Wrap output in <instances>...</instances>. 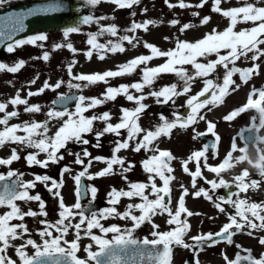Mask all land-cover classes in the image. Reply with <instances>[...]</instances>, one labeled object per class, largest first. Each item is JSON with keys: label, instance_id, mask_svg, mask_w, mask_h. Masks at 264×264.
Masks as SVG:
<instances>
[{"label": "snow or ice", "instance_id": "1", "mask_svg": "<svg viewBox=\"0 0 264 264\" xmlns=\"http://www.w3.org/2000/svg\"><path fill=\"white\" fill-rule=\"evenodd\" d=\"M4 0H0L3 3ZM101 0H88L91 5L100 3ZM109 2L116 4L119 8H131L133 5L139 3V0H109ZM167 2V0H166ZM222 0H213L212 11L221 14L223 17L228 18L230 21L229 27L223 32H218L215 29L211 33H208L204 38L196 42L180 41L177 40L176 47L168 51H162L157 46L144 43V47L149 49L151 55H141L131 59L130 61L118 65L117 70H108L103 73L93 74H78L72 76L74 80L86 82L83 87L97 83H108L109 78H116L126 75L133 74L137 68L141 65L145 67L141 68L142 79L140 82L132 83L131 85H121L119 87H108L102 94V98L96 97H85L79 96L77 98V104L75 112L68 111H56L54 108L50 109L47 113L49 120L45 122H24L23 124H16L9 126V121L19 115L18 111L8 112L7 108L9 104L12 106L25 105L24 111L29 113H38L41 111L39 105H29L27 99H23L17 91L15 97L11 98L7 102H0V113H3V117L0 118V125L4 126L0 130V147L5 146L8 143L24 145L28 148L36 149L37 152L29 154L26 159L29 165H39L42 168H46L50 163L55 164L64 159L61 154V149H67L69 142L80 143L87 145L89 141L84 138L85 134L92 133L94 131V121H102L105 124L103 131L96 133V138L99 141L106 133H112L116 136L121 135V130L127 131V139L123 142L116 141V147L113 149V155L110 159H104L102 157H94L89 159L88 164L85 165L84 170L79 172L73 177L77 185V202L75 205L68 207L64 204L63 197L60 195L59 189L63 186V180L57 182L51 177L44 175L35 177L34 181L24 182L22 178L13 181L11 184L6 181L18 174L14 171H9L7 175L0 174V182H5L2 185L3 190L0 191V206H6L10 209L3 215H0V264H16V261L12 260L8 255L7 251L9 248L15 247L16 255L19 257L21 264H171L173 247H184L186 249L198 247L202 251L204 246H214L219 243L220 240L226 241L228 244L234 243L233 236L237 233L243 232L248 229L247 234L253 235L256 230L264 231V202L256 203L250 202L246 198H241V193H247L249 189L257 190L260 187L262 181L251 180L247 169L243 170L240 175L234 177V184L238 191L232 192L227 198L219 197L218 202L215 203V207L221 212L226 213V208L223 205H231L235 209V214L229 215V223L225 224L221 230L217 233H205L199 234L192 237L195 242L194 245H189L184 242V236L190 230V225L187 219H181L182 214L192 216L193 213L185 207V197L189 195L188 189L181 185L182 194L178 200V207L173 212L170 207L172 202L170 187L171 182L175 179L172 173L174 169L171 167V161L174 159L173 155L168 150H160L152 147L154 141L160 136H169L171 130L177 126L181 128H187L191 125L198 123L199 120H205V116L201 115V110L208 108L211 111V107L217 106L222 103L224 97L229 94V89L232 91L238 90L240 85H237L232 79L234 75L239 73L240 79L243 83L247 84L252 78L253 74H259V65L254 64L251 68L241 69L235 66L236 61L241 57L249 58L252 61H257L261 57H264V7H259L252 3L245 2L243 6L233 7L230 9H222L220 7ZM264 2V0H261ZM207 3V0H201V3L195 5V7H203ZM189 5L184 0H179L177 5L169 4V7H180L188 8ZM34 14L30 12L29 15ZM197 15V13H193ZM103 19V17L101 18ZM210 17H204L202 19L203 24H207ZM93 21V17L84 18V23H90ZM251 22L253 26L251 28H245L236 31L238 24H247ZM5 25L4 30H0V38H4L7 32H15L22 30V20L19 18H6L3 21ZM172 25L179 23V21L173 20L170 22ZM155 24L154 21H144L143 23L133 22L131 27L126 31L135 33L138 29H142L145 32L148 31L149 25ZM11 25V28L7 26ZM192 25L184 24L181 28V32L189 29ZM78 31L77 28H68L64 35L67 37L69 33ZM119 29L115 25L101 27L100 31L94 34H90L87 44L90 45V49L85 55L91 59L93 51L100 52H111L123 53L125 47L123 42L126 41L133 47L136 44L133 41L136 37H130L123 35L119 37V41L113 43L109 41L107 44H101L97 42V38L104 33L111 36H117ZM8 39H11V35H7ZM46 39L44 35H37L27 40H18L15 45L9 44L7 50L12 52L14 47H19L24 44H35L37 41H43ZM167 39V37L165 38ZM63 45H56L59 48ZM66 47L75 53L77 50L73 48L71 43H68ZM225 54H221V52ZM215 54L217 59L208 61L206 63L200 62V58H206ZM157 57H166V62L163 65L149 68L146 65L149 61ZM104 55H99V59L103 60ZM43 59L47 61L49 59L48 53H45ZM24 61H19L13 66H8L0 63V71H7L9 73L18 72L23 66ZM76 61L68 66V72L72 75V68ZM232 65L230 68L229 65ZM184 65H191L195 70L194 74H189ZM179 66V67H177ZM218 66H222L226 72L223 78L222 84L214 83L211 79H204L203 89L194 96H191L186 105L190 109L187 117H180L174 113L176 119L169 121L164 116L160 119L162 124L156 127L155 131L145 130L140 127L138 121L140 115L145 111L147 105L142 101L146 99L145 96H135L130 92V89H134L136 92H143L145 87H150L158 76L162 73H174L183 82V86L178 90L177 84H172L163 87L159 91H153L150 93L151 96L157 98V102L168 103L170 100L174 101V97L182 96L191 91L192 81L197 78H206L211 73L215 72ZM35 83V80L31 81ZM62 81L57 82L54 86H50L45 82L44 86L37 92H29L28 96H35L42 94L43 91L49 87H53V90L61 86ZM234 86V87H233ZM69 87H76L81 89V84H69ZM123 95L128 101H133L137 105L134 109H121L120 122L112 124L110 113H102L100 115H93L91 117L85 116L84 113L88 112L107 101H114L118 96ZM256 96V99H253ZM163 98L161 101L160 98ZM204 99H201V98ZM60 100L67 99L65 96L59 97ZM55 103V102H54ZM255 109L259 114V127L264 128V88L255 89L249 94L247 103L237 110H233L229 115L224 117L226 121H232L240 113L247 110ZM63 124L57 129V131L49 136L48 123L51 119H63ZM256 117L253 118L255 120ZM207 131L206 133H197L194 135V139L197 136L206 135L211 133L216 141L220 140L219 135L215 132V123L206 121ZM256 125L253 124L252 128ZM251 130V129H249ZM23 132L25 135H19L18 133ZM142 134V135H141ZM259 142L264 143V138H259ZM134 143V147H133ZM99 147V144L95 145ZM132 148L134 152H140L142 149L146 151H152L154 154L148 159L142 161V167L146 173L149 174V183H131L128 191L116 190L115 188L109 193L108 203L111 205L108 208L101 210L100 212H91L90 215L85 214V210L80 203L82 196L81 192V178L87 176L89 180L97 177H104L108 175H114V165L121 167V172H128L134 165L129 164L127 168L124 167V159L119 157L117 154L121 150H127ZM209 147L215 149L217 145H204L202 150L193 152L188 160L181 161L182 170L184 173L189 174L192 177V188H197V178L205 179L203 177L200 162L203 158L205 163L204 167L208 171L215 173L217 177H221L217 180L206 181L211 184V191L215 192L219 188H230L232 184L225 181L221 174L225 173L229 169L233 168L235 163H240L245 160L252 164L258 170L259 175L264 180V154L259 156V159L253 163L248 159L246 154V148H238L233 140L231 150L227 154V157L217 166H211L207 164L206 153L209 151ZM240 151L244 153L239 157H233V153ZM259 151V150H258ZM40 153L46 154V159H38ZM69 155L75 156V163L84 165V159L79 153L69 152ZM91 154L85 149L83 151V157H90ZM20 159L16 149H12L10 158L0 159V165H11L13 161ZM93 160L101 161L107 165L104 169L96 174H88V168L91 167ZM191 161L196 162L195 172H191L188 168V163ZM71 169L64 167L63 173L70 172ZM22 176V174H20ZM156 178L162 181V186H157ZM124 179H127L125 176ZM51 182V187H48L49 192H53V195L59 198L60 212L58 213L59 219L53 224L46 220L41 221L44 224L43 230L39 232L42 239L41 244H37L32 239H27L23 244L15 246L14 241L22 239L24 234L28 233L27 227L23 223L13 224V220L23 221L25 216L35 217L37 215L47 216L45 211V203L41 197L37 195H30L29 190L33 189L36 182L44 183L47 187L48 182ZM151 189L147 192V189ZM91 193V201L95 200L97 189L91 187L87 190ZM194 198L203 196L208 200H212L213 197L209 195V192L204 188H199L192 193ZM150 196H154L155 199H150ZM235 196L236 199L232 197ZM122 197L134 198L137 197L141 200L138 204H129L127 210L123 213L117 211L116 205L119 204ZM168 198L167 201L165 198ZM17 201H38L40 212L29 210L23 212L16 203ZM139 211V216L134 215L133 211ZM167 214L169 219L167 223L169 225H175L176 227L166 231L158 232L153 231L151 235L154 237L149 240L144 238L142 241L137 240L133 237L132 233L136 228H139L143 223H152V218L156 215ZM79 216L78 223H71L73 219ZM109 217H119L120 219H131L133 222L132 229L122 230L120 227L113 225L110 227H104L100 221L106 220ZM67 221V223H66ZM82 228V225H85ZM153 229H158L159 226L152 223ZM75 229L76 239L68 241L63 239L68 233L69 229ZM98 228L101 233L105 234L112 233L113 237L111 240L103 238L101 236L94 235L92 230ZM54 229L59 235L54 236ZM83 231L85 235L89 236L97 246V251H92V246L89 245L85 251L87 252V260L79 259L76 253L79 251L78 241L80 240V232ZM217 238H220L219 240ZM261 245H264V237L259 238ZM34 249L32 255H28L26 249L28 247ZM240 248V245H236ZM248 254L241 256L239 253L236 254L235 260H229L226 255L224 259L227 264H241V261L247 262V264H264V253L261 254L259 259H256L251 255L250 249H244ZM187 264V262H186ZM199 264V261H196Z\"/></svg>", "mask_w": 264, "mask_h": 264}, {"label": "rangeland", "instance_id": "2", "mask_svg": "<svg viewBox=\"0 0 264 264\" xmlns=\"http://www.w3.org/2000/svg\"><path fill=\"white\" fill-rule=\"evenodd\" d=\"M23 0H4L3 3H0V8L6 5H11ZM79 1V19L72 25L62 28H54L49 29L44 32H38L33 34H28L20 37L18 40H27L31 37L37 35H44L46 39L43 41H37L35 44H24L19 47H14L12 52H9L6 48L0 53V63H3L8 66H13L19 61H24V66L16 73H9L7 71H0V102H7L11 98L15 97L17 91H19L21 98L27 99L29 105H39L41 107V111L38 113H29L25 112V105L12 106L9 104L7 111L16 110L19 112V115L15 118L16 124L22 121L27 122H45L49 120L47 117V113L50 109H55L56 111H68L75 112L76 105L71 107L69 110H59L54 104L53 100L59 94L68 92V91H78L80 95L85 97H96L102 98V94L105 92L108 87H119L121 85H131L135 82H140L142 79L141 68L145 67L141 65L137 70L128 75L126 78L116 77L115 79L109 78L108 83H97L88 85L87 87H83L86 82L77 81L72 78L74 75L78 74H93L98 72H105L108 70L115 71L117 69V65L120 60H124L127 62L135 57L141 55H151L149 49L144 47V43L147 42L149 44L157 46L160 50L168 51L170 49H174L176 47L177 40L180 41H188V42H196L208 33H211L213 29L218 32H223L225 29L229 27L230 21L228 18L223 17L221 14L213 12V0H207V3L201 7H195L201 3V0H184L185 3L192 5L188 8H180V7H169V4L177 5L179 0H139V3L133 5L131 8H119L116 4L109 2V0H101L100 3L96 5H91L88 3V0H78ZM252 3L259 7H264V2L261 0H222L220 7L222 9H230L233 7H240L243 4ZM193 13H197V15H193ZM93 17V21L90 23H84V18ZM103 17V19H101ZM204 17H210V20L207 24L202 23V19ZM138 20L137 23H143L144 21H154L155 24L149 25L148 31H144L142 29H138L135 33L126 31L131 27L130 22H134ZM176 20L179 23L172 25L170 22ZM184 24L192 25L189 29L181 32V28ZM115 25L118 27L119 31L117 36H111L107 33L98 36L97 42L101 44H107L109 41L113 43L119 41V37L123 35H128L130 37H136L133 41L136 44L135 47L128 44L126 41L123 42V46L125 47V52L123 53H111V52H100L97 53L95 50L93 51V55L91 59H89L85 53L90 49V45L87 44V40L89 39L90 34H94L100 31L101 27H107ZM253 24L251 22L244 24H238L236 26V31L251 28ZM77 28L78 31L69 33L67 37H65L64 32L68 28ZM167 37V39H165ZM16 41L10 43L15 45ZM71 43L73 48L77 51L73 53L70 51L66 45ZM56 45H63L62 47H55ZM264 48V45L261 46ZM45 53H48L49 59L45 61L43 56ZM221 54H225L223 51ZM99 55H104L105 58L103 60L99 59ZM251 53H249V58L241 57V59L236 61L235 66L241 69L251 68L254 64L259 65V74H253L252 78L249 80L247 84L243 83L240 79L239 73L234 75L232 79L235 81L237 85H240L238 90L232 91L229 89V94L226 95L222 101L217 106L211 107V111L208 108L201 110V115L205 116V120H199L198 123L191 125L189 127L181 128L177 126L174 128V131L171 133L174 138L170 137L167 139V144H170L171 153L174 156V174L178 176L176 179V184L181 185L182 181L185 180L190 181L192 183V177H189L182 170L181 161L188 160L189 156L192 154V149L195 151L202 150L205 141L197 136L194 139V135L200 132L207 131V123L206 121H210L215 123V132L219 135L220 140L217 144V149L214 151L209 149L206 153L207 156V164L217 162L221 155L227 156L229 151L231 150V146L233 140L235 138V143L238 148H246V154L248 159L256 162L259 159L261 154H264V143L259 142V138L254 145H247L246 142L241 137V132L244 128L252 126L253 124L259 127V114L255 109L247 110L245 112L240 113L237 117H235L232 121H226L224 117L229 115L233 110H237L244 106L247 103L249 98V94L252 92L253 88L261 89L264 88V57H261L257 61H252L250 59ZM166 57H157L152 59L146 65L149 68L157 67L163 65L166 62ZM217 59L216 55L213 54L206 58H200V62L206 63L208 61H212ZM73 61H76L75 65L72 68V75L68 72V66L72 64ZM179 67V66H177ZM184 68L187 69L189 74H194L195 70L191 65H184ZM231 68L232 65L230 64ZM226 70L222 66H218L216 71L211 73L206 78H197L192 81L191 91L185 95L177 96L175 99L177 104L180 107L186 106L187 100L194 95H197L204 87V79H211L214 83L222 84L223 78ZM35 80V83H31V81ZM124 80V81H120ZM61 86L55 90L53 87H49L43 91L42 94L35 96H28L29 92H37L41 89L45 82H47L50 86H54L57 82H60ZM81 84L82 88L77 89L76 87H69V84ZM172 84L178 85V90L182 88L183 82L177 77L174 73H162L158 76L155 82L150 87H145L143 92H136L134 89H130V92L135 96L143 95L146 97L144 101H147L149 104V110H147V116L154 120L153 123L145 122L143 129L149 130L150 127L157 126L156 117L154 116L157 106L159 107V103L157 102V98L151 96L150 93L153 91H159L165 86H169ZM234 87V86H233ZM256 96H253V99H256ZM162 101V98H160ZM201 99H204L203 97ZM130 105L127 102L125 96L120 95L114 101H107L89 111H94L95 115L102 113H110L112 119L110 122L119 123L121 117V109H125L127 106H131L127 109L132 110L137 105L133 101H129ZM77 104V102H76ZM93 112L90 115L94 114ZM3 113H0V118ZM87 114V112H86ZM85 113L84 115L87 116ZM256 117L255 120L253 118ZM63 119H51L48 123L49 132L48 135L52 136L57 129L63 124ZM97 125L95 124L96 131L94 132L95 136L97 132L103 131L105 124L102 121L97 120ZM148 123V124H147ZM260 132V138H264V128H258ZM211 134V133H210ZM93 133H91L90 137L86 138L89 141V149L87 150L90 154H96L97 147L95 145H100L99 157L104 159H110L113 155V149L116 147V141L123 142L127 139V131L121 130V135L116 136L112 133H106L102 137H100L99 141L95 137L92 139ZM93 142V143H92ZM72 143V142H69ZM77 144V143H75ZM156 144V143H155ZM134 147V143H133ZM105 150H108V154H105ZM21 150V149H19ZM75 152H78L81 156L83 155V150L74 148ZM192 150V151H191ZM259 150V151H258ZM67 151V155L62 153L64 157L72 158V155H69V152H72L69 148ZM10 149L4 150L2 152L5 156L10 153ZM32 152H37L36 149L32 148ZM46 154L40 153L38 158H45ZM121 158H126L124 161V167L127 168L128 161H131L132 158L135 161L139 159L145 160L149 158V152L143 149L140 152H134L130 147L127 150H121L118 154ZM244 155L240 151H236L233 153V157H239ZM45 156V157H44ZM87 158V157H84ZM131 158V159H129ZM140 161V160H139ZM172 162V161H171ZM190 163V162H189ZM196 162H192V167ZM201 163L204 164L205 161L202 158ZM235 166L225 173H222V178L228 183L234 184V177L240 175L243 169H247L249 172V177L251 180L262 181L260 187L257 190L249 189V191L245 193H241V198H246L250 202L261 203L264 202V180L259 175L258 170L253 167L252 164L248 163L247 160L235 163ZM103 164V163H102ZM91 168V167H89ZM135 172H140L142 167L140 165H135ZM202 174L205 179L197 178V188H204L209 192V195L214 196V192L211 191V184L206 181L217 180L221 177H217L215 173L205 169H202ZM117 172H121V167L117 165ZM179 172L181 175H178ZM122 173V172H121ZM125 173V172H124ZM33 174V173H32ZM180 176V177H179ZM100 180V188L105 190L106 195L105 199H109L110 193V183L112 182V175L101 177ZM122 182V181H120ZM99 187V186H98ZM230 187V188H232ZM224 188L216 189L215 192H221ZM174 193L178 192L180 189L175 186ZM172 196V194H171ZM104 198V196H101ZM154 197V196H153ZM219 197H223L220 194ZM236 199V197L234 198ZM193 204L195 211L192 212V216H187L186 214L181 215L182 218H186L188 223H190V230L184 236V242L187 244L195 243L192 237H195L199 234L205 233H213L216 229L223 226L225 221L229 220V215L235 214L234 212H229L226 209V213H221L216 207L214 202H218L216 199L208 200L203 196L197 197L193 199H189ZM128 202V201H127ZM185 202L188 203L187 199ZM126 204H123V200H120L119 204L116 205L117 211L120 213L125 212L123 207ZM188 205V204H187ZM189 206V205H188ZM103 207L100 209L103 210ZM140 215V214H139ZM167 216V215H166ZM161 215H156L154 220H161ZM116 219L124 226L121 228L132 229L133 222L131 219H120L118 217H109L106 220ZM183 220V219H182ZM104 221L101 220L100 223L104 226ZM148 226L151 223H148ZM164 226V225H163ZM167 227V226H164ZM139 228V230L135 229L132 234L140 235L143 237L150 236L154 229H145V227ZM248 229H245L241 233H237L233 236L234 243L228 244L224 240H220L217 245L208 247L204 246L202 251H199L196 255L200 264H227L224 259V255L228 257L229 260H235L236 254L239 253L241 256H245L248 253L244 251V249H250L251 255L256 259L261 257V254L264 253V245H261L259 242L260 237H264V231L256 230L253 232V235L249 236L247 234ZM89 242L92 241L90 237H88ZM236 245H240L238 248ZM191 248L186 249L184 247H176L175 255L172 257L171 264H185V260L187 254ZM200 250V249H199Z\"/></svg>", "mask_w": 264, "mask_h": 264}, {"label": "flooded vegetation", "instance_id": "3", "mask_svg": "<svg viewBox=\"0 0 264 264\" xmlns=\"http://www.w3.org/2000/svg\"><path fill=\"white\" fill-rule=\"evenodd\" d=\"M134 22L137 23L139 21L136 20ZM132 23L133 22L131 21L130 24L132 25ZM114 56H116V54ZM125 59L124 60H120L119 62H117L118 65H121V64L126 63L125 62ZM128 61H129V58H128L127 62ZM100 73H103V72H100ZM127 76L128 75L121 76V78H126ZM113 79H115V78H113ZM120 81H124V80H120ZM143 93L145 94V92H143ZM59 95H57L55 97V99L53 100V104H54V106L57 109L61 110L54 103L55 100H56V98ZM175 98L176 97L173 98L174 101H175L174 103H173L172 100H170L166 104L165 103H162V102H159V107L157 106L156 112L154 114V116L156 117L157 126L160 125V124H162V121L160 119L161 116H164L169 121H173V120L176 119V116H174V113L176 115L180 116V117H187V115L189 114L190 109L187 107V105L184 106V107H180V105L177 104V101H176ZM162 100H163V98H162ZM127 102L130 105V103H129L128 100H127ZM143 103L145 105H147V107H146L145 111L140 115V119L138 121V123H139V125H140L141 128H143L145 122L153 123V121H154V120H151V118H149V116H147V113H146L147 110H149V104H148V102L147 101H144ZM129 107H131V106H127V107H125V109H127ZM67 110H69V109H67ZM95 110L88 111L87 114L86 113L85 114L88 117H91V116L95 115V113H94ZM11 111H14V110H9L8 112H11ZM91 112H93L94 114L90 115ZM96 115H98V113ZM2 117H3V114L1 116V118ZM15 118L16 117L12 118L9 121V126L16 125ZM24 122H26V121L19 122L18 124H23ZM97 123H98L97 121H94V125L95 124L97 125ZM113 124H116V123H113ZM157 126L150 127L149 130L155 131ZM3 127L4 126L0 125V130H2ZM96 129L97 128L94 127V131L92 132L93 133L92 139H95V137H96L95 134H94V132L96 131ZM245 129L246 128H244L242 130V132H241V137L243 138V140H244L243 131ZM173 131H174V129L171 130V133ZM171 133H170V137L174 138V136H172ZM18 134L19 135H25L23 132H20ZM208 134H210V133H208ZM90 135H91V133L85 134L86 138L90 137ZM85 136H84V138H85ZM170 137L169 136H163V135L160 136L156 141H154L152 147L158 148L160 150H168V151L171 152L170 144H167V139L170 138ZM258 138H260V132H259V130H258L257 139ZM215 144L217 145L218 142H216ZM246 144L247 145H251V144H249L247 142H246ZM69 148L71 149L72 153H78V152H75L74 148H77L78 150L81 149L83 151L85 149L88 150L89 149V144L84 145V144H80V143H77V144H75V143H68L67 149H61V154L64 153V154L67 155V151L66 150H68ZM6 149H10L11 152L8 155L5 156L2 152H4V150H6ZM12 149H16L17 154L19 155L20 159L13 161L11 165H0V174L7 175V173L9 171H14V172H16L18 174V176H14V177L10 178V180L6 181L7 183L11 184L13 181H16L19 178H22V180L24 182H31V181H34L35 180V177L37 175H39V176L47 175V176L51 177L52 179L56 180L57 182H60L61 180H63V186L59 189V192H60V195L63 197L64 204L66 206H68V207H71V206L75 205V203L77 202V195H76L77 185H76L73 177L75 175H77L79 172H81V171L84 170V167H85V165L88 164L89 159L94 158V157H99L100 145L96 149V151H97L96 154H93V152H92L91 156L90 157H87V158H84L83 155L81 156L84 159V165L76 164L74 162L75 161V156L72 155V158L64 157V159L61 160V161H59L58 163H55V164L50 163L46 168H42L39 165H29V163L27 162L26 157L29 154L35 153V152H32V148H28V147H26L24 145H20V144L8 143L5 146L0 147V159L10 158V156L12 154ZM19 149H21V150H19ZM215 149H217V148H215ZM192 150L191 151L193 153L194 152V149H192ZM104 151H105V154H108V150H105L104 149ZM143 151L145 153V150L144 149H143ZM148 152H149V157L152 156V155H154V154H158V153H154L152 151H148ZM226 157L227 156H222L221 155L220 159L217 162L209 163L208 165L217 166ZM38 159L44 160V159H46V157L45 158L41 157V158H38ZM125 159L126 158H124V160ZM129 159H131V158H129ZM139 160L138 161H135L132 158V160L131 161H128V163L129 164H132L134 166L135 165H140L142 167V161H144V160H142V159H139ZM192 162H194V161H191L190 163H188V168H189V170L191 172H195V170H196V163L192 167L191 166L192 165ZM102 163L103 162H101V161L93 160L92 165H91V168H88V174H96L99 171H101L102 169H104L105 167H107V165L105 163H103V164ZM174 163H175V161L173 159L172 162H171V167L173 169H174ZM129 164L127 166H129ZM200 166H201V170L202 169H205L206 170V168L204 167V164H202L201 162H200ZM64 167L70 168L71 171L68 172V173H63V175H62V169ZM113 168H114L115 174L112 175V179H111L112 182L110 183V192L112 191L113 188H115L116 190L128 191V190H130L129 189V185L131 183H149V179H148L149 174L144 171L143 167L141 168L142 170L140 172H135L134 171V168L132 167L130 171L125 172V173L117 172V165H114ZM20 174H22V176ZM172 175H174L175 179L170 184V187L172 189V192H171V194H172V202H171L170 207L172 208L173 212L176 211V209L178 207L179 197L182 194L181 185H183L185 188L188 189V192H189V195L185 197V199H187V201H188V203L185 202V207L189 211L194 212L195 211V208H194L193 204L189 200V199H193L192 193L195 191V189L192 188V183L190 181L185 180V182L182 181V184L181 185H177L175 181H176V179H178V176L175 175L174 173H172ZM178 175H181V173L179 172ZM187 175H189V174H187ZM125 176L127 177V179H124ZM189 177H191V176L189 175ZM100 180H102L101 177H97V178L91 179V180H89L87 178V176L81 178V192H82V196L80 198V203H81L82 207L84 208L86 215H90L91 212H97L98 213V212H100V209L101 208L106 207L107 205L109 207L111 206L108 203V200L109 199H107V200L105 199V195H106L105 190H102L100 188ZM120 181H122V182H120ZM4 183L5 182H0V191L3 190L2 185ZM156 184H157L158 187L159 186H162V181H160L159 178H156ZM175 186L180 189L178 192H176V195L174 193ZM48 187H51V182L50 181L48 182L47 187L45 186L44 183L36 182L35 187L33 189H30L29 190V194L30 195H33L34 196V195H37L38 194L41 197V199L44 201V203L46 205L45 211L47 212V216L46 217L45 216H40V215H37L35 217L25 216V218H24L23 221L13 220L11 222L13 224L23 223L27 227V229H28V233L27 234H24L23 237H22V239H18V240H16V241L13 242V244L15 246H19V245L23 244L27 239H32V240L36 241L37 244H41L42 243V239H41V237L39 235V232L41 230H43V228H44V224H42L41 221L46 220L47 222L54 224L59 219L58 213L61 210L60 207H59V198H57L56 196L53 195V192H55L57 190L54 189L53 192H49L48 191ZM91 187H95L97 189V193H96L95 200L90 203V201L92 199L91 198V193L88 192L87 190L89 188H91ZM150 191H151L150 188L147 189V192H150ZM236 191H238V190H237V188L235 186L232 187V188H224L221 192H219V191L214 192V196L215 197H213V199L218 200L220 194H222L223 197L227 198L230 193L236 192ZM101 196H104V198H102ZM149 198L150 199H155V197H153V196H150ZM232 198L234 199L235 196H233ZM167 199L168 198L166 197L165 200L167 201ZM121 200H123V204H126L123 207V209H125L124 211L127 210V207H128L129 204H133L134 205V204L141 203V200L139 198H137V197H134V198H131V199L126 198V197H122ZM16 203L21 208V210L23 212H25V213L28 212L29 210L35 211L37 213L40 212L39 202L38 201H28V202H25V201H17ZM223 206L229 212H234L235 211V209L231 205H228V208L226 207V205H223ZM229 208H231V210ZM7 211H10V209L7 208L6 206H0V215H3ZM133 214L139 216V214H141V213L139 211L134 210L133 211ZM166 215L167 214L161 215L162 218H161L160 221L159 220L155 221L154 220V217L155 216L152 218V223H154V224H156V225L159 226L158 229H154L155 231H158V232L163 233V232L169 231V230H171V229H173V228L176 227L175 225H169L167 223V220L169 219V217H168V215L167 216ZM79 219H80L79 216H77L75 219H73L71 221V223H73V224L78 223L79 222ZM182 219H185V218H182ZM66 223H67V221H66ZM152 223H151L150 226H148L147 222H145L139 228L144 229L143 227H145V229H147V228L153 229ZM227 223H229V220L225 221V223L223 224V226L225 224H227ZM104 224H105L106 227H110V226L116 225V226L122 228L124 226V224H122V222H120V221H118L116 219H113V220H105L104 221ZM163 225L164 226H167V227H164ZM85 227H86V224L85 225H82V228H85ZM222 227L216 229L213 233L219 232ZM139 228H136V229L139 230ZM50 230L53 231V235L54 236L59 235V233H57L54 229H50ZM92 233L94 235L101 236V237L106 238V239H109V240H111L112 237H113V234L112 233H108L105 236V234L101 233L98 228H94L92 230ZM132 235L137 240H143L144 238H148L149 240H151V239L154 238L152 235L146 236V237H143V236H140V235H136V234H132ZM80 237L81 238L78 241L79 251L76 253V255H77V257L79 259L87 260V252L85 251V249L89 245H91L92 246L91 250L95 252V251L98 250V248L95 245L94 241H90L89 242V240H88V237L89 236L85 235V233L83 231L80 232ZM63 239L68 240V241H72V240L76 239L75 229H71L70 228L69 229V233ZM194 244L195 243H191L190 245H194ZM215 245H217V243ZM175 248H176V246H174V250H173V253H172V257L175 255V252H174L175 251ZM199 249L200 248H198V247L191 248V250L189 251V253L186 256V259H188V257H192V258H194L197 261L198 259L196 258V255H197V253L199 251H201ZM26 252L28 253V255H32L34 253V249H32L29 246L26 249ZM7 255L12 260L16 261V264H21V262L19 260V257L16 255L15 247L9 248L8 251H7ZM186 262H187V260H185V264H186ZM89 264H92V262H89Z\"/></svg>", "mask_w": 264, "mask_h": 264}, {"label": "water", "instance_id": "4", "mask_svg": "<svg viewBox=\"0 0 264 264\" xmlns=\"http://www.w3.org/2000/svg\"><path fill=\"white\" fill-rule=\"evenodd\" d=\"M30 12H33L34 14L29 15ZM79 17L78 0H23L1 7L0 30L5 29L3 21L6 18L21 19L22 30L7 32V35H11V39H8L7 35L4 38H0V53L7 44L14 42L23 35L54 28L67 27L77 22ZM7 27L11 28V25H8ZM62 95L67 99L60 100L59 97ZM79 96L80 93L78 91H70L59 95L56 98L55 103L61 108H68L77 102ZM257 134V126L255 128H246L243 131L244 138L251 144L256 141ZM199 137L205 141V145L216 143L215 137L208 133ZM209 149L213 148L209 147ZM226 207L228 208V205H226ZM229 209L231 210V208ZM217 239L219 240L220 238ZM187 264H196V260L192 257H188ZM241 264H247V262L241 261Z\"/></svg>", "mask_w": 264, "mask_h": 264}]
</instances>
